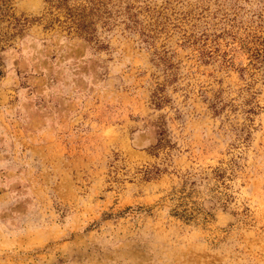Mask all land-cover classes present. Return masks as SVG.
Returning <instances> with one entry per match:
<instances>
[{"label": "rangeland", "instance_id": "rangeland-1", "mask_svg": "<svg viewBox=\"0 0 264 264\" xmlns=\"http://www.w3.org/2000/svg\"><path fill=\"white\" fill-rule=\"evenodd\" d=\"M59 3L0 0V264H264V0Z\"/></svg>", "mask_w": 264, "mask_h": 264}, {"label": "trees", "instance_id": "trees-1", "mask_svg": "<svg viewBox=\"0 0 264 264\" xmlns=\"http://www.w3.org/2000/svg\"><path fill=\"white\" fill-rule=\"evenodd\" d=\"M52 1V0H51ZM54 1V0H53ZM56 1H59L60 3L59 4H66L67 2H69V0H56ZM84 2L86 3H92L94 0H83ZM86 6H84L81 10H85ZM0 11L1 12H4V8L3 6H0ZM80 24H86L85 22H80Z\"/></svg>", "mask_w": 264, "mask_h": 264}]
</instances>
